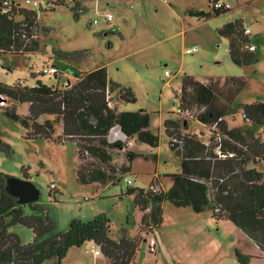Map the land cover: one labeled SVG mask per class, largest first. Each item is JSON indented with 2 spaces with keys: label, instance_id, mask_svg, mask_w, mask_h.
<instances>
[{
  "label": "rangeland",
  "instance_id": "obj_1",
  "mask_svg": "<svg viewBox=\"0 0 264 264\" xmlns=\"http://www.w3.org/2000/svg\"><path fill=\"white\" fill-rule=\"evenodd\" d=\"M213 1L83 0L82 10L77 12L73 6L49 9L47 1L41 0L44 12L39 13L40 51L16 56L0 54V82L8 85H35L39 79L50 86L58 80L75 82L78 71L107 67L109 78L130 88L137 98L135 103H123L120 110L147 111L151 131L159 137L158 147L131 138L132 147L114 151V166L129 167L121 182L86 185L78 179L79 155L73 142L28 139L29 130L0 108V172L21 179L23 169L27 170L26 175L39 191L40 202L49 207L59 231H66L73 222H89L106 215L113 240L119 241L124 235L143 239L136 264H166L156 263L157 254L149 252V242L154 237L160 251L165 250L163 260L168 257L173 264H240L236 251L247 255L242 232L231 221H218L211 209L196 212L191 206L178 207L166 201L162 224L153 229L142 222L136 195L127 193L128 189L149 192L152 184L160 185L165 192L172 188L170 175L180 171L181 157L171 149L164 122L180 117L177 93L186 76L203 83L218 82L230 128L263 132L262 127L244 118L242 107L264 102V0H220L231 6L230 11L209 20L188 14L189 10L211 12ZM108 14L113 15L111 20H107ZM234 19H242L251 32L257 55L251 65H236L229 54V40L218 32ZM63 53H79V58L69 61L61 56ZM8 62L12 67H6ZM52 65L58 66V77L38 75L43 67ZM230 77H242L247 82L233 102L227 101L229 89L224 85ZM7 103L19 115L29 113L28 103ZM189 126L191 131L203 128L196 120H191ZM119 139L126 143L116 127L109 141ZM131 152L137 155L132 160L128 156ZM259 170L264 172V162ZM127 176L133 180L132 186L124 182ZM29 211L27 208L26 213ZM10 232L24 245L34 237L33 231L23 225L12 226ZM95 250L101 252L93 241L74 247L60 264H109L102 252L97 256ZM251 257L249 264H264V260ZM44 264L59 263L53 260Z\"/></svg>",
  "mask_w": 264,
  "mask_h": 264
},
{
  "label": "trees",
  "instance_id": "obj_2",
  "mask_svg": "<svg viewBox=\"0 0 264 264\" xmlns=\"http://www.w3.org/2000/svg\"><path fill=\"white\" fill-rule=\"evenodd\" d=\"M5 1L10 5L6 6ZM46 1L49 9L73 6L78 12L83 0ZM216 1L219 0L212 4ZM24 5L23 0H0V54L4 56L37 53L41 49L38 24L39 13L44 9L42 5L37 10ZM229 11L212 7L211 12L189 10L188 14L209 20L213 15ZM245 30L242 19L230 20L218 30L229 40L230 57L239 66L251 65L257 60L256 51L250 50L251 39ZM61 56L71 61L78 59L79 53ZM10 63H6V67H12ZM74 76L76 80L70 88L50 86L40 79L35 85L0 82V95L18 104H30L25 116L7 106L3 107L5 113L29 130L28 139L73 142L79 155L81 183L121 182L129 167L114 166L117 148H125L131 138L153 148L159 146V137L151 131L150 114L145 110H120L123 103H135L137 98L130 88L109 78L107 67L78 71ZM217 83H203L186 76L180 94L177 93L180 117L164 122L171 149L181 157L180 171L170 175L172 188L158 194L136 189H128L127 193L136 195V204L144 212L142 222L153 229L162 224L166 201L178 207L191 206L196 212L211 209L214 218L231 221L264 255V172L259 170L264 162V102L242 107L244 118L262 127V133L239 126L230 128L225 118L228 108ZM246 84L242 77L227 78L224 81L229 89L227 101L233 102ZM222 92L225 94L224 90ZM185 111L207 127L217 124L209 141L190 130L193 119L185 120ZM116 127L126 143L109 141ZM173 138L181 144L172 145ZM128 156L132 160L137 155L131 152ZM23 170V176L29 178L27 170ZM5 176L0 172V264H44L53 260L60 264L69 250L90 241L101 248L109 264H136L143 239L124 235L119 241L113 240L109 237L110 223L106 215L89 222H73L66 231H59L58 223L44 203L19 204L17 197L6 192ZM27 208L29 213H26ZM14 225L31 229L32 241L22 244L20 238L10 232ZM236 257L240 264H249L252 259L240 250L236 251Z\"/></svg>",
  "mask_w": 264,
  "mask_h": 264
},
{
  "label": "built area",
  "instance_id": "obj_3",
  "mask_svg": "<svg viewBox=\"0 0 264 264\" xmlns=\"http://www.w3.org/2000/svg\"><path fill=\"white\" fill-rule=\"evenodd\" d=\"M68 1H73V0H68ZM40 2H41L40 0H23V3L25 5H33L36 8L40 7V5H41ZM4 4L6 6L10 5V3L8 1H5ZM213 8L214 9L230 10L231 9V6L229 4L224 3V2L216 1L213 4ZM79 9L82 10L81 7ZM5 12H6V10H5ZM106 18H107V20H111L113 18V15L112 14H108ZM97 22L98 21L96 20L95 23H97ZM245 33L248 36L251 35V32L248 29L245 30ZM250 50L251 51H256V46L251 45L250 46ZM193 51H195V49L192 50V52ZM189 52H191V51H189ZM38 74H43V75H49V76L58 77V75L60 74V72H59L58 66L52 65V66L43 67L42 70L38 71ZM72 84H73V81L70 80V79H67V80H65L63 82L61 80H58V82H57V84L55 86L58 87V88H60V87L70 88L72 86ZM7 101L8 100L5 97H3L2 95H0V108L6 107L8 105ZM183 114H184V117L186 118L185 120H188V119H193L194 120V117H193V115L190 112L185 111ZM216 126H217V124H214L212 127H207V126L203 125V127H204L205 130L200 133V136L201 137H204L206 141H209L210 138L213 136V130L216 129ZM114 129L115 128H113L112 131ZM174 144L175 145L176 144H181V141L178 140L177 138H173L172 139V145H174ZM132 146H133V141L129 140L126 143L125 149L128 150ZM124 182L128 186H132V184L134 183L133 180L130 177H128V176L124 178ZM163 190H164L163 187H161L160 185L152 184V186L150 187V190L149 191H151L153 194H158V193L162 192ZM159 250L160 249L158 247V242H157L156 238L155 237L154 238H151L150 239V242H149V252L151 254H157L159 252ZM95 254L96 255H101V252L99 250H95Z\"/></svg>",
  "mask_w": 264,
  "mask_h": 264
},
{
  "label": "water",
  "instance_id": "obj_4",
  "mask_svg": "<svg viewBox=\"0 0 264 264\" xmlns=\"http://www.w3.org/2000/svg\"><path fill=\"white\" fill-rule=\"evenodd\" d=\"M6 190L11 187L13 190L10 195L18 198L19 204H31L40 201V195L37 187L28 179L6 177ZM27 195V197H24Z\"/></svg>",
  "mask_w": 264,
  "mask_h": 264
},
{
  "label": "crops",
  "instance_id": "obj_5",
  "mask_svg": "<svg viewBox=\"0 0 264 264\" xmlns=\"http://www.w3.org/2000/svg\"><path fill=\"white\" fill-rule=\"evenodd\" d=\"M220 1V0H219ZM200 123V122H199ZM201 124V123H200ZM202 125V124H201ZM203 127V125H202ZM205 129L203 128H199L197 130H193L194 132L198 133L200 135L201 132H203ZM122 133V132H121ZM206 137V136H205ZM120 140V139H119ZM25 178V177H23ZM30 180L29 178H25ZM31 181V180H30ZM144 215V212H143ZM241 231V230H240ZM242 240L244 242V248H245V243H247V254H249L250 256H255L257 258H259V260H264V255L261 253L260 249L257 247V245H255L249 238H247L246 236H244V234L242 233ZM165 250H159V252L157 253V259H156V263L161 262V261H165L166 264H173L170 262L168 257H165V259L163 260V253ZM100 256V255H97ZM254 259V258H253ZM252 260V259H251Z\"/></svg>",
  "mask_w": 264,
  "mask_h": 264
},
{
  "label": "flooded vegetation",
  "instance_id": "obj_6",
  "mask_svg": "<svg viewBox=\"0 0 264 264\" xmlns=\"http://www.w3.org/2000/svg\"><path fill=\"white\" fill-rule=\"evenodd\" d=\"M7 177V175L5 176V178ZM5 190H6V181H5ZM12 188L11 187H9V189L8 190H6V192L10 195V192H12ZM24 197H27V195H25ZM18 199V198H17Z\"/></svg>",
  "mask_w": 264,
  "mask_h": 264
}]
</instances>
